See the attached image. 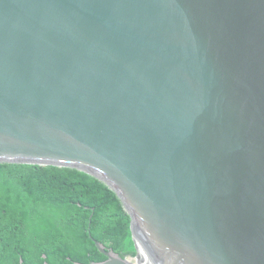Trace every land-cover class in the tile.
I'll list each match as a JSON object with an SVG mask.
<instances>
[{
    "label": "water",
    "instance_id": "1",
    "mask_svg": "<svg viewBox=\"0 0 264 264\" xmlns=\"http://www.w3.org/2000/svg\"><path fill=\"white\" fill-rule=\"evenodd\" d=\"M0 164L100 181L150 264H264V0H0Z\"/></svg>",
    "mask_w": 264,
    "mask_h": 264
},
{
    "label": "trees",
    "instance_id": "2",
    "mask_svg": "<svg viewBox=\"0 0 264 264\" xmlns=\"http://www.w3.org/2000/svg\"><path fill=\"white\" fill-rule=\"evenodd\" d=\"M130 217L106 185L76 169L0 164V264L108 260L94 239L135 254Z\"/></svg>",
    "mask_w": 264,
    "mask_h": 264
},
{
    "label": "clouds",
    "instance_id": "3",
    "mask_svg": "<svg viewBox=\"0 0 264 264\" xmlns=\"http://www.w3.org/2000/svg\"><path fill=\"white\" fill-rule=\"evenodd\" d=\"M18 165V164H17ZM129 214V213H128ZM130 217V216H129ZM130 223H131V218H130ZM130 229H131V236H132V240L134 242V246H135V254L133 253H128V254H125V255H122L120 254L123 258H125V261L127 263H130V264H150L149 261H148V257L146 255V252L145 250H140V247H139V243H138V238L137 236L134 237V234H133V231H132V228H131V225H130ZM100 242V241H99ZM102 243V242H101ZM104 244V243H103ZM105 245V244H104ZM97 247V246H96ZM106 247V246H105ZM98 249V247H97ZM107 249V248H106ZM99 250V249H98ZM108 250H114V249H108ZM100 251V250H99ZM115 251V250H114ZM101 252V251H100ZM117 252V251H116ZM102 253V252H101ZM118 253V252H117ZM104 254V253H103ZM106 255V254H104ZM107 256V255H106ZM108 257V256H107ZM107 261V260H106ZM105 262V261H104ZM93 263H96V262H93ZM99 263H103V262H99ZM89 264H92V263H89Z\"/></svg>",
    "mask_w": 264,
    "mask_h": 264
},
{
    "label": "bare ground",
    "instance_id": "4",
    "mask_svg": "<svg viewBox=\"0 0 264 264\" xmlns=\"http://www.w3.org/2000/svg\"><path fill=\"white\" fill-rule=\"evenodd\" d=\"M138 243H139V247H140V250H143V247H142V242L140 239H138Z\"/></svg>",
    "mask_w": 264,
    "mask_h": 264
}]
</instances>
